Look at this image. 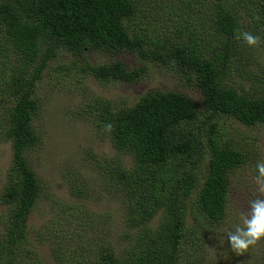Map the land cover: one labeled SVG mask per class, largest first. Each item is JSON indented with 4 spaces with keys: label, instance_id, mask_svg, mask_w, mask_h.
I'll return each mask as SVG.
<instances>
[{
    "label": "trees",
    "instance_id": "obj_1",
    "mask_svg": "<svg viewBox=\"0 0 264 264\" xmlns=\"http://www.w3.org/2000/svg\"><path fill=\"white\" fill-rule=\"evenodd\" d=\"M181 2L191 13L181 9L171 27L162 26L156 10L147 12L151 0H0V142L11 147L0 190V264H50L39 244L55 264H206L204 243L227 214L232 176L257 151L225 133L218 120L264 125V73L248 86L231 79L236 67L249 77L247 58H257L264 43V0ZM243 31L260 42L238 40ZM59 50L84 60L76 68L55 66L65 77L74 69L99 82H136L147 65L87 60L90 51L127 52L182 73L199 94L153 88L126 106L91 93L78 107L76 116L114 149L107 156L90 150L86 160L106 197L119 203L118 242L108 233L90 237L98 213L67 222L76 208L83 211L79 204L64 206L66 213L57 212L36 233L27 224L45 188L35 170L36 86ZM65 175L72 196L90 197L81 173Z\"/></svg>",
    "mask_w": 264,
    "mask_h": 264
},
{
    "label": "rangeland",
    "instance_id": "obj_2",
    "mask_svg": "<svg viewBox=\"0 0 264 264\" xmlns=\"http://www.w3.org/2000/svg\"><path fill=\"white\" fill-rule=\"evenodd\" d=\"M151 5L153 8L148 7L147 12L156 10L160 15L159 20L163 21L162 26H166L168 23L173 27L174 20L171 19L181 9L191 13L181 0H151ZM151 32L152 30L149 29L148 33ZM255 51L257 58H247L253 63L244 66L246 70H250L249 77L236 67L231 72L232 80L248 86L252 85V81L255 82L253 78L264 73V43H259ZM73 58L74 56L70 53L59 50L56 57L49 61L46 74L36 86V92L41 100V109L35 123L41 139L34 150L35 170L42 178L45 188L29 215L27 224L32 233H36L40 229L39 226L55 217L57 212L66 213L67 210L65 211L64 206L79 204L83 211L76 208L71 212V215L67 216V222L71 220L76 222V218L86 221L87 217L98 213L100 215L93 219L95 224L90 237L94 238L108 233L118 242V236L122 231L121 211L117 206L119 203L115 198L106 197V192L101 189V185L96 180L94 169L88 167L86 160L87 152L90 150L97 155L107 156L111 155L114 149L110 141L96 132L89 122L76 116L78 107L84 100H87L85 98H88L91 93L110 98L117 103H124L126 106L131 105L141 93L153 88L182 90L195 98L199 94L196 88L184 84L182 73L176 72L168 66L142 61L136 55L127 52H122V55H114L95 50L87 53V60L93 64H102L110 59L122 58L126 61L125 64L128 68L147 65L146 76L133 83L99 82L86 74L83 76L77 74L74 69L69 77H65L55 69V66L62 64L76 68L78 63L84 62L79 57L74 58L76 63L72 60ZM61 70L62 67H60ZM58 76L62 77L60 81L56 78ZM77 77L80 78V81H76ZM218 122L224 127L225 133L237 135L242 145H247L251 149L257 148V151L254 158L232 176L228 211L223 221L213 228L212 234L205 240L203 249L206 251L205 262L206 264H264V238L251 247L249 252L242 254L234 252L225 238L226 232L240 222V214H247L249 211L248 201L256 198L264 199V192L258 190L254 180L256 161L264 159V125L257 124L247 127L231 121L229 118H221ZM123 159L126 164H129V156L125 155ZM10 161V144L0 142V190L6 181ZM203 166L202 164L201 168ZM72 170L73 173H81L88 187L92 189L89 198L80 199L77 196H72L70 187L65 181V173ZM2 211L3 206H0V215ZM222 240L223 242H221ZM39 252L48 263L55 264L46 244H39Z\"/></svg>",
    "mask_w": 264,
    "mask_h": 264
},
{
    "label": "clouds",
    "instance_id": "obj_3",
    "mask_svg": "<svg viewBox=\"0 0 264 264\" xmlns=\"http://www.w3.org/2000/svg\"><path fill=\"white\" fill-rule=\"evenodd\" d=\"M236 38L242 39L249 46H256L261 39L247 31L238 32ZM254 180L258 190L264 192V159L256 161ZM248 204L250 209L247 214H240V222L226 232L225 238L237 254L247 252L264 238V199H252Z\"/></svg>",
    "mask_w": 264,
    "mask_h": 264
}]
</instances>
